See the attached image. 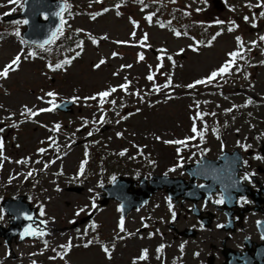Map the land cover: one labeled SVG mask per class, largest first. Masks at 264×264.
Masks as SVG:
<instances>
[{
    "label": "rangeland",
    "instance_id": "rangeland-1",
    "mask_svg": "<svg viewBox=\"0 0 264 264\" xmlns=\"http://www.w3.org/2000/svg\"><path fill=\"white\" fill-rule=\"evenodd\" d=\"M76 1L69 25L78 28L83 34L84 32L97 34L98 44H94L93 40L84 39L81 47L68 54L71 61L63 65V68H56L52 63L27 57L21 59L20 65L10 70L6 77L0 76V138H4L3 142L0 141L3 143L0 144V191L4 190L6 195H17L19 190L16 186L21 183L13 182L8 188L6 186L10 181L7 180L14 181L15 178L16 181L22 182L31 174L45 171L41 173L42 178L37 187L29 185L25 188L35 192L33 194L42 206L40 217L47 221L44 227L50 234L46 235L47 232L43 230L35 242L13 243L14 251L18 254L17 259L7 255L6 244L0 237V264H17L18 260H21V264L23 262L64 264L62 257H58L55 252L71 250L69 240L72 238L74 242L78 231L70 229V226L75 219L94 208L95 202H91L90 198L106 184V180H102L101 176H108L102 162L109 160L107 153L113 152L140 164L150 163L151 169L158 173L160 162L168 167L170 164H176V160H180L179 157L195 155L206 146H214L211 151L220 152L223 142H226L221 133L224 129H218V123L221 124L223 120L230 123L234 110L228 109L226 113L219 111L210 115L211 117L207 115L211 112L210 105L216 106L217 101L220 110L225 108L222 99L218 97L216 86L207 78L213 71L218 72L225 65L229 52H235L238 47H242V44H238L241 38L248 40L255 36V30L260 25V18L256 16H264V12L257 11L264 10V4L259 0H230V3L235 5H230L223 11L212 8L213 0H199L197 2L199 5L205 4L204 15L200 14L195 4L190 3L182 4L175 8V11L190 10L171 18L167 12L169 8L174 11L171 0ZM21 3L22 0L16 3L0 0V14L13 12ZM166 3L168 6L165 8ZM113 6L115 9H111ZM205 14L212 16L207 19ZM149 16L151 20L147 18ZM155 20L163 23L172 20L187 25L193 29L194 36L209 35L208 41L212 39L213 42L205 45L195 43L199 38L197 35L196 38L191 36L176 38L173 32L166 27L162 28ZM204 20L214 22L207 31L201 25ZM2 23H7L6 25L10 23L8 27L19 33L25 28L24 23L19 25L16 22H2L1 19L0 28ZM123 41L131 42L132 45H119V42ZM0 42V69L5 68L14 55H20L18 52L22 50L24 53L29 52V47L15 38ZM161 45L165 46L162 60L166 61V64L159 65L162 62L160 58L152 59V64L158 66L152 72L145 63L150 58V48ZM139 52L143 54L141 60H137ZM253 54L260 63L259 56L255 52ZM104 55V63H101L99 58ZM97 65L99 67H96ZM132 74L140 78L134 81ZM149 76L153 79L149 80ZM244 77L240 75L239 78L244 80ZM127 78L131 85L125 90L122 86H125ZM198 80H204L205 83L197 84ZM248 87H245L243 92L250 93ZM232 88L233 85L226 87L230 90ZM103 92H109L110 95L103 97L102 106L122 113L130 109L141 113L129 117L128 131L131 141L128 140V147L122 145L123 143L111 134L110 129L99 136L97 130L92 138L95 151L90 152V155L85 154L86 149L83 145H73L72 139L82 138L94 132L95 128L91 127L89 122L93 121L95 116L96 120L101 118L104 120L105 115L108 117L107 110L102 111L98 105H93ZM261 92H264V88ZM48 93L54 95L49 96ZM116 97L119 100L113 104L112 100ZM212 97L214 98L210 101ZM62 98H75L78 102L77 108L82 107V112L72 115L58 113L53 105ZM223 99L227 101L225 104L228 107L231 106L229 99ZM240 101L242 98H239ZM29 110L36 115H30ZM195 112L201 113V118H197ZM101 113L103 116H100ZM50 122H62L64 132L67 134L65 144L61 143L56 150L47 149ZM119 132L122 135L117 136L118 139L126 136L123 135L125 129H119ZM98 137H101L102 141H107L98 143ZM181 141L183 143H179ZM226 141L231 142L230 138H226ZM126 165L122 161H116L115 164L110 163L108 167L112 172H119L125 170ZM87 170L91 175L88 174L82 183L86 187L85 193L78 195L64 190L65 186L73 184L69 183L71 180L80 177L82 172ZM41 188L44 189L41 191ZM116 210L115 202L111 201L94 221L95 225L100 226L99 243L102 237L108 241L115 239L118 215ZM146 214V209L132 213L136 215V221H141L140 218ZM8 219L2 213L0 204V222L4 225ZM146 220L148 219L144 220L145 224L151 223H146ZM125 224L128 229L129 222L126 221ZM119 226L121 227V223ZM136 228L133 227L135 232ZM50 229L53 230L52 233ZM42 238L49 240V246L40 243ZM140 238L143 237L136 232L135 239L130 240L132 244L118 246L125 248L124 252L118 250L113 260L106 258L97 247L75 248L68 258L71 260L70 264H130L131 248L133 244L140 242ZM153 239L159 240L157 236H153ZM190 240L185 243L178 242L177 249L180 248L179 250L185 254L177 251L179 258L175 264L182 261L186 264L202 261L203 257H194L197 243L192 244ZM64 244L66 246H63ZM40 248L44 250L41 251ZM47 251H52V258L47 257ZM34 261L36 263H32ZM219 263L222 264L217 260L215 264Z\"/></svg>",
    "mask_w": 264,
    "mask_h": 264
},
{
    "label": "flooded vegetation",
    "instance_id": "flooded-vegetation-1",
    "mask_svg": "<svg viewBox=\"0 0 264 264\" xmlns=\"http://www.w3.org/2000/svg\"><path fill=\"white\" fill-rule=\"evenodd\" d=\"M259 23L256 35L263 33V18ZM260 62L264 67L263 54H260ZM263 67H258L256 72L261 89L264 88ZM254 109L256 118L247 119L244 115L231 129L221 132L226 143L223 142V151L214 153L212 157L217 159L224 153L226 160L215 170L207 169V172L221 173L218 180L225 187V198H222L219 192L214 193L215 191H212L214 194H211L208 200L204 195L197 199L183 196L170 199L165 190L155 194L146 206L159 217L160 222L156 221L162 227L159 236L167 235L165 227L171 232L172 244L169 254L166 252L162 258L151 259L144 255L141 247H147L149 251L152 249L159 257L163 253L158 245L145 241L130 251V264L178 263L176 259L179 258L180 250L176 248L177 242H189L188 239H191L192 244L201 240L200 250L196 249L195 255L198 256L195 258H203L195 264H215L217 260L222 264H264V97L255 100ZM113 128L115 129L116 125ZM226 138H230L231 142H227ZM232 160H240V163H232ZM176 161V164H170L168 167L160 162L158 173L151 170L150 163L137 162L126 165V169L119 171L117 176L129 173L135 179L144 176L149 182L154 174H166L181 180L180 187L175 188L174 183L170 187L182 192V179L187 183L190 175L185 170L187 162L179 167V159ZM197 182L203 181L197 179ZM218 200L222 202L216 203ZM124 249L117 245L113 259L118 250H123V253Z\"/></svg>",
    "mask_w": 264,
    "mask_h": 264
},
{
    "label": "water",
    "instance_id": "water-1",
    "mask_svg": "<svg viewBox=\"0 0 264 264\" xmlns=\"http://www.w3.org/2000/svg\"><path fill=\"white\" fill-rule=\"evenodd\" d=\"M58 0H25L24 11L19 14L20 16H26L28 19L27 29L23 32V36L26 37L32 43L38 45H46L52 38L53 33H55L58 26V13L61 8L59 6ZM48 15V19H42V14ZM17 16H9L6 18L12 19ZM70 102H63L59 105V108L68 110L71 107ZM166 176H157L151 180L152 186L144 192V197L137 200L138 205L146 202L149 196L163 188L165 184H169L172 180ZM176 180V179H175ZM122 178H119L114 182L108 190H114L115 192H123L120 188ZM128 188V187H126ZM80 191V188H70ZM109 198L110 195H107ZM125 197V198H124ZM115 198H124V200L130 201V198L124 195H116ZM108 200V199H107ZM139 201V202H138ZM8 209V214L14 216L11 221V225L8 229H1L0 234L5 236V238L10 241L13 236L21 235V240L25 238H34L40 233V227H34L33 224L37 221L35 216V208L30 209L28 204L20 203L18 207L14 204H9L8 201L4 202ZM91 216V215H90ZM90 216H87L81 220V222L87 221ZM34 233V234H33Z\"/></svg>",
    "mask_w": 264,
    "mask_h": 264
},
{
    "label": "snow or ice",
    "instance_id": "snow-or-ice-1",
    "mask_svg": "<svg viewBox=\"0 0 264 264\" xmlns=\"http://www.w3.org/2000/svg\"><path fill=\"white\" fill-rule=\"evenodd\" d=\"M9 2L10 3H16V2H18V0H9ZM107 11V10H106ZM149 20H151V16H149V17H147ZM247 19V18H246ZM23 23H25V24H27L28 23V21L27 20H24L23 21ZM61 23L63 24V21H61ZM218 23H221L220 21H218ZM176 35H180V33L179 32H177L176 33ZM53 38H55V33H53ZM145 39H146V37H145ZM237 39H239V38H237ZM261 39H264V37H262ZM49 42H51V41H49ZM33 55H35V53H33ZM232 57H236V56H238V55H240V53H238V52H233V53H231L230 54ZM141 59H143V57L141 56ZM19 60H20V57L19 56H17L12 62H11V64L10 65H8L2 72H0V76H7L8 75V72L12 69V67H13V65H16V64H18L19 63ZM64 63H70V61H68V60H66V61H64ZM101 63H103V61H101ZM232 62L230 61L229 62V64H226V65H224V66H222L220 69H219V71L218 72H213L208 78H207V80L210 82L213 78H215L216 76H218V75H220V74H222V73H227L228 71H229V65L231 64ZM56 68H61V67H63V64H57L56 66H55ZM96 67H99V65H97ZM148 79L149 80H151V79H153V77L152 76H149L148 77ZM169 83H171V81L169 80ZM196 83L197 84H201V83H205V81L204 80H198V81H196ZM194 85H189V87H193ZM122 87H126V86H122ZM112 91H115V89H112ZM48 95L49 96H53L54 94L53 93H48ZM101 97H107V96H109L110 95V93L109 92H103V93H100L99 94ZM103 102V101H102ZM53 107H56V105H53ZM49 110H51V109H41V111H49ZM29 113H30V115H36V113H32L31 112V110H29ZM101 120H103V118H101ZM57 127H59V126H57ZM193 131L195 132L196 131V128L194 127L193 128ZM89 135H91V133H89ZM179 143H183L182 141L181 142H179ZM41 151H43V150H41ZM222 201H216V203H221ZM121 227H122V223H121ZM34 234V233H33ZM105 250V252H107L108 251V249L107 248H105L104 249ZM143 258V257H142Z\"/></svg>",
    "mask_w": 264,
    "mask_h": 264
}]
</instances>
